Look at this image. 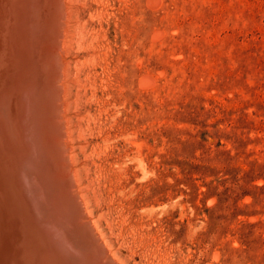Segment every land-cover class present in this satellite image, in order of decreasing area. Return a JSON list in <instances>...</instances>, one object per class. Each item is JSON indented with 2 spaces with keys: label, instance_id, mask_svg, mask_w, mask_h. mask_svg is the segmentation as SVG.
<instances>
[{
  "label": "rangeland",
  "instance_id": "rangeland-1",
  "mask_svg": "<svg viewBox=\"0 0 264 264\" xmlns=\"http://www.w3.org/2000/svg\"><path fill=\"white\" fill-rule=\"evenodd\" d=\"M111 7L109 59L83 66L74 93L97 72L127 98L111 125L131 134L112 157L87 151L82 175L114 251L125 264H264V0ZM136 70L153 81L138 89Z\"/></svg>",
  "mask_w": 264,
  "mask_h": 264
},
{
  "label": "bare ground",
  "instance_id": "bare-ground-1",
  "mask_svg": "<svg viewBox=\"0 0 264 264\" xmlns=\"http://www.w3.org/2000/svg\"><path fill=\"white\" fill-rule=\"evenodd\" d=\"M111 1L0 0V264H125L91 210V181L82 180L87 151L108 155L131 134L111 125L128 116L124 87L115 99L110 76L94 72L90 93H74L83 66L109 59ZM151 80L134 73L138 89ZM85 135L92 141L81 142ZM67 243L91 250L74 257Z\"/></svg>",
  "mask_w": 264,
  "mask_h": 264
},
{
  "label": "water",
  "instance_id": "water-1",
  "mask_svg": "<svg viewBox=\"0 0 264 264\" xmlns=\"http://www.w3.org/2000/svg\"><path fill=\"white\" fill-rule=\"evenodd\" d=\"M58 231V230H57ZM59 232V231H58ZM97 246V245H96ZM67 247L69 248V251L74 255V257H76V256H80V254H81V256L83 257L84 255H85V253H88V252H90V250L91 249H88V248H81V251L79 250V249H77V248H75V247H73V246H71V244L70 243H67ZM95 250V249H94ZM93 250V251H94ZM106 263L107 264H111V261H108L107 259H106Z\"/></svg>",
  "mask_w": 264,
  "mask_h": 264
}]
</instances>
